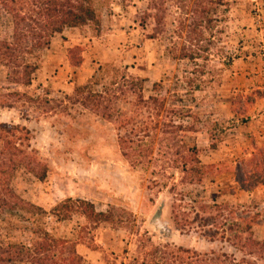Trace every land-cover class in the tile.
Returning <instances> with one entry per match:
<instances>
[{"label": "rangeland", "instance_id": "1", "mask_svg": "<svg viewBox=\"0 0 264 264\" xmlns=\"http://www.w3.org/2000/svg\"><path fill=\"white\" fill-rule=\"evenodd\" d=\"M189 1L165 0L160 22L148 0H96L99 25L56 34L30 58L37 66L30 86H20L18 75L0 66V124L29 132L34 162L46 174L40 179L18 168L10 178L16 196L46 211L67 198L81 199L97 212L116 209L122 221L91 230L78 215L56 222L4 211L0 249L27 243L29 232L43 227L55 238L77 242L84 264H153L160 260L154 249L169 253L177 247L264 264L238 252L224 234L232 218L253 220L254 237L264 242V186L247 193L236 182L237 171L248 172L250 163L264 159V0H205L202 37L193 47L183 28ZM11 32V18L0 10V41H10ZM121 74L146 80L144 99H166L168 113L159 123L150 118L152 124L167 132L169 125L192 126L196 132H157L135 150L138 158H124L114 126L67 99L92 76L107 85ZM160 82L161 90L152 91ZM184 142L199 150V183L188 184L186 174L182 182L173 167ZM213 204L227 209H200Z\"/></svg>", "mask_w": 264, "mask_h": 264}, {"label": "trees", "instance_id": "2", "mask_svg": "<svg viewBox=\"0 0 264 264\" xmlns=\"http://www.w3.org/2000/svg\"><path fill=\"white\" fill-rule=\"evenodd\" d=\"M95 1L0 0V10L10 16L12 24L10 41H0V66L10 70V76L18 75L16 79L20 80L17 81L20 86H30L32 77L37 71L36 64L32 63L30 58L36 52L47 49L56 34L62 33L64 29L81 28L89 24L99 25ZM204 1L190 0L187 7L186 14L189 15V19L183 28L189 47H193V44L199 42L202 37L199 27L201 20L203 21L206 16ZM222 1L215 0L214 4L221 5ZM150 9L156 11L157 14L154 18L159 16L161 22L166 11L165 0H148V10ZM183 57L193 60L191 55L183 54ZM98 72L104 74L105 70L99 67ZM98 77L92 76V81L74 87L71 96L67 99L73 105L93 113L101 120L114 126L124 158L137 157L135 150L140 148L142 141L156 136L157 132L162 135L176 132H196L192 126L182 125L166 126L172 130L167 132L158 128L157 124L150 122L151 118L158 120L157 123H159L163 115L168 112L164 97L157 95L144 99L145 79L129 78L125 74H121L117 80L103 85L100 84L101 78ZM189 81L190 79L185 83L187 84ZM191 83L192 81H190ZM161 88V82L152 85L154 92H159ZM176 112L184 111L176 110ZM28 135L29 132L25 128L17 129L0 124V217L4 211L20 210L34 216L38 221L48 217L56 222H65L72 216L78 215L93 226L91 230L100 224H109L113 227L120 225L122 221L121 217H116V209L110 208L104 213L97 212L93 204L85 200L67 198L46 211L18 198L10 187V178L18 168L23 167L40 179L46 175L44 169L41 170L40 163L34 162L35 153L28 146ZM164 140L167 141V138ZM182 145L181 151H177L175 154L177 159L174 160L175 166L173 167L179 170L182 182L186 174L191 177L188 184L199 183L201 180L199 150L194 142H184ZM151 151L152 147L147 152L150 154ZM259 155L260 157L264 156V153ZM33 165L37 167H32ZM248 167L250 169L248 172L246 170L236 172L237 184L241 190L247 193L257 187L264 186V159L260 158V160L250 163ZM36 170H41V172L38 173ZM200 209L204 212L206 210L219 212L226 210L227 206L202 205ZM228 214L232 216V212ZM253 226V220L232 218L230 222L224 224V234H229L228 242L230 241L231 245L244 256L264 260V242L258 241L254 237ZM205 227H213V224L206 223ZM29 234L31 237L27 243L11 244L3 250L0 249V261L6 264L16 262L21 264H84L82 256L76 251L77 242L55 238L43 227H37ZM208 238L213 240L214 236H208ZM83 239L80 238L79 241H83ZM154 251L156 254L160 253L161 257L159 256L160 260L153 264H253L246 258L236 260L226 254L198 253L180 247L169 253H161L159 249H154Z\"/></svg>", "mask_w": 264, "mask_h": 264}, {"label": "crops", "instance_id": "3", "mask_svg": "<svg viewBox=\"0 0 264 264\" xmlns=\"http://www.w3.org/2000/svg\"><path fill=\"white\" fill-rule=\"evenodd\" d=\"M53 39V38H52ZM51 45V44H50ZM53 45V44H52ZM64 56H65V54H64ZM32 82H33V80H32ZM256 107H257V104H256ZM263 188V187H262ZM257 192L259 191V189H257L256 190ZM256 191H254V192H252V193H250V194H246V198H252L253 197V195L256 193ZM249 195V196H248ZM236 196V195H235ZM235 196L234 197H232V198H230V200L229 201H231L232 202V199L234 200V198H235ZM171 235H172V233H170ZM253 234H254V232H253ZM258 241H262V239L261 238H256ZM263 240H264V238H263Z\"/></svg>", "mask_w": 264, "mask_h": 264}, {"label": "water", "instance_id": "4", "mask_svg": "<svg viewBox=\"0 0 264 264\" xmlns=\"http://www.w3.org/2000/svg\"><path fill=\"white\" fill-rule=\"evenodd\" d=\"M160 227H164L163 225H159Z\"/></svg>", "mask_w": 264, "mask_h": 264}]
</instances>
